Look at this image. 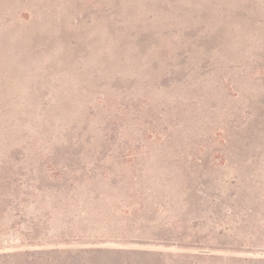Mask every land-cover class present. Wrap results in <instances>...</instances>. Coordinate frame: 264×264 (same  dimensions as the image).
Returning a JSON list of instances; mask_svg holds the SVG:
<instances>
[{
	"label": "rangeland",
	"instance_id": "374dc122",
	"mask_svg": "<svg viewBox=\"0 0 264 264\" xmlns=\"http://www.w3.org/2000/svg\"><path fill=\"white\" fill-rule=\"evenodd\" d=\"M0 264H264V0H0Z\"/></svg>",
	"mask_w": 264,
	"mask_h": 264
}]
</instances>
